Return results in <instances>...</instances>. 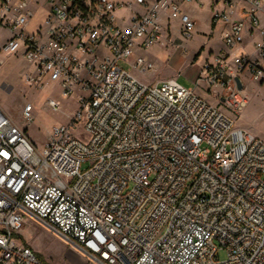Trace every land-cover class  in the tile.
<instances>
[{"label":"built area","instance_id":"built-area-1","mask_svg":"<svg viewBox=\"0 0 264 264\" xmlns=\"http://www.w3.org/2000/svg\"><path fill=\"white\" fill-rule=\"evenodd\" d=\"M135 1L144 11L120 25L114 12L129 3L0 0V51L30 65L26 84L54 81L78 104L41 147L0 106V264H48L15 240L26 216L82 264H264V141L235 124L247 103L242 73L264 76V0H244L233 20L231 0L212 13L229 25L228 49L257 31L251 53L229 60L221 50L202 63L196 85L216 103L173 78L151 85L131 73L152 68L135 49L159 42L161 10L183 36L194 27L179 0ZM32 4L42 18L28 30ZM31 110L26 103L22 116L31 120Z\"/></svg>","mask_w":264,"mask_h":264},{"label":"rangeland","instance_id":"rangeland-1","mask_svg":"<svg viewBox=\"0 0 264 264\" xmlns=\"http://www.w3.org/2000/svg\"><path fill=\"white\" fill-rule=\"evenodd\" d=\"M38 16L36 12L33 22L38 20ZM197 17V27L192 29L189 36L181 35L178 27L173 26L167 44L163 43L165 36L161 34L159 42L147 49L138 50V54L152 63V68L141 71L130 67L131 73L146 84L154 85L165 78H173L184 86L195 87L198 91L201 88L205 92L204 82L199 80L197 85L195 83L200 70L199 65L202 63V58L208 56L209 50L215 51L222 42L217 32L210 38L208 45L204 44L201 56L193 61L192 52L198 50L205 35L209 37L207 14L204 11H197ZM33 28L34 26L30 25L28 30ZM3 34L4 31L0 29V35ZM29 66L20 54L0 51V106L14 124L25 129L29 140L37 147H41L53 125L69 123L78 104L74 96H62L58 84L54 81L46 82L43 87L37 88L26 84L22 76ZM241 77L245 80L249 79L246 72ZM256 94L258 98H264V90L261 93L251 92V95H255V99L251 102V112L247 118L264 127V100L256 98ZM209 95L210 98L214 97L212 92ZM47 98L56 101L58 107L55 109L48 107ZM26 103L32 106L31 120L25 119L21 113ZM17 234L16 242L28 245L48 264H82L83 258L69 242L30 216H26L24 225ZM224 256L225 252L220 251L219 257L224 258Z\"/></svg>","mask_w":264,"mask_h":264},{"label":"crops","instance_id":"crops-1","mask_svg":"<svg viewBox=\"0 0 264 264\" xmlns=\"http://www.w3.org/2000/svg\"><path fill=\"white\" fill-rule=\"evenodd\" d=\"M114 2H122V3H129V6H123L115 10V20L120 25H126L128 24V18L134 14V13H142L144 11V7L138 3H136L135 0H112ZM146 2H152L154 0H145ZM232 2V11L230 14L231 19H236L240 17L241 11L243 8H247V3L244 0H231ZM180 9L188 14L193 20H194V27H197L198 23V17H197V11H204L207 14V32L209 33V37H206V35L202 38V44L198 48V50H194L192 53L193 61L197 60L199 56H201V52L204 49V44L208 45L210 42V38L213 37L217 32H219V37L221 39L222 44L213 51L212 49L209 50L208 56H205L202 58V63L206 60H210L212 55L217 53L218 51L225 50L229 53V60H231L232 56L238 53H251L252 52V44L253 41L257 39V31L253 30L251 34H246L244 36V40L241 45L234 47L232 49H228L226 45L224 44L222 37L227 32L229 25L227 23H223L220 21L214 22L212 21V13L214 10H221L225 7V3L223 0H192V1H178ZM33 8L35 9L34 15L30 22L27 25V29L30 25H33L34 27L41 22L42 13L40 12V7L36 4H32ZM38 13V20H35L33 22L34 16ZM160 22L162 25V33L165 36L164 44H167L170 40V30L171 27L176 26L178 27L179 33H180V21L178 18H169L168 17V10L164 9L160 12ZM258 17L260 20V23L262 24L264 22V13L258 12ZM193 27V28H194ZM181 34V33H180ZM182 35V34H181ZM162 36V35H161ZM161 39V37H160ZM160 41V40H159ZM138 50L142 49H135V55L138 54ZM202 63L199 65V69L202 65ZM199 73V71H198ZM244 73V72H243ZM242 73V74H243ZM248 75V74H247ZM248 80L242 79L243 87L245 88V93L247 94V103L243 107V109L240 111V113L236 117V125L238 127H241L250 133L254 134L255 136L261 138L264 141V127L256 124L254 121L249 120L247 117L249 113L251 112V106L255 99V95H251V92H259L261 93L262 90H264V76L261 80L256 81L249 77ZM167 79V78H165ZM164 80V79H163ZM162 81V80H161ZM197 81V78H195V83ZM197 93L203 97L204 99L208 100L211 103H216V100L213 98H210L209 92L206 91L205 86V92L201 88L199 91L196 89ZM258 95L256 94V98ZM259 100H264L263 97L258 98Z\"/></svg>","mask_w":264,"mask_h":264},{"label":"water","instance_id":"water-1","mask_svg":"<svg viewBox=\"0 0 264 264\" xmlns=\"http://www.w3.org/2000/svg\"><path fill=\"white\" fill-rule=\"evenodd\" d=\"M235 81H236L237 87L241 88V82L237 76L235 77Z\"/></svg>","mask_w":264,"mask_h":264}]
</instances>
